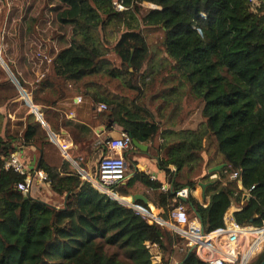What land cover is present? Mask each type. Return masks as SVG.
Masks as SVG:
<instances>
[{"label": "trees", "instance_id": "trees-1", "mask_svg": "<svg viewBox=\"0 0 264 264\" xmlns=\"http://www.w3.org/2000/svg\"><path fill=\"white\" fill-rule=\"evenodd\" d=\"M123 4L126 9L118 10L114 0H38L27 18V33L37 31L43 17L58 31L59 51L48 76L83 81L85 85L93 82L86 91L94 100L107 104L108 118L138 141H155L160 132V122L147 107L149 95L144 93L152 84L145 79L139 83L135 77L144 67L155 70L150 68V47L143 26L163 28V48L171 60L166 69L171 83L152 95V101L164 96L159 108L172 104L173 112L184 108V98L200 102L197 107L202 119L196 129L167 130L161 133L163 143L156 145L161 156L159 166L172 187L161 191L159 180L138 173L126 188L116 186L114 193L133 194L136 182L142 183L155 190L154 204L164 209V219L182 202L189 216L195 213L207 231L225 226V214L235 199L242 204L234 212L238 223L262 225L264 9L253 8L249 0H123ZM24 7V0L23 7L12 4L4 24L0 23L1 36L8 38L6 30L21 17ZM115 34L118 38L110 50L118 56L117 64L104 48ZM160 68L156 71L164 76ZM101 74L121 78L123 87L138 91L142 103L133 99L130 106L123 94L109 96L90 78ZM49 83V79L43 81L35 92ZM4 120L0 108V264H159L154 262L147 242L160 246L162 264H175L173 257H178L180 264H206L179 233L158 220L151 223L144 213L87 181L75 185L74 176H62L61 170L43 158L38 167L47 173L45 181L62 201L57 204L32 195L25 199L24 191L17 187L23 178L13 168L7 169L6 162L18 150L14 145L18 137L42 146L50 134L34 113L29 115L22 136L5 135ZM205 140L209 142L207 148ZM211 146L214 154L206 160L203 153H209ZM213 155L219 159L212 163ZM224 162L230 167L218 171L216 178L210 174L201 178L209 183L206 207L192 193L185 199L177 197L186 182L200 180L189 177H199L203 169ZM129 167L132 170L134 163ZM234 170L239 176L230 178ZM137 202L146 205L143 200ZM178 242H182L183 252L174 247ZM263 259L264 253L250 264H261Z\"/></svg>", "mask_w": 264, "mask_h": 264}, {"label": "crops", "instance_id": "crops-1", "mask_svg": "<svg viewBox=\"0 0 264 264\" xmlns=\"http://www.w3.org/2000/svg\"><path fill=\"white\" fill-rule=\"evenodd\" d=\"M26 2V8L21 17L14 20L6 30L11 45L6 56L8 61L14 65L18 77L14 75L13 71L12 74L9 72L7 64L2 59L0 77L7 70L10 74L9 78L11 77L10 84L0 86V108L3 109L4 107L5 109L3 112L5 115L3 133L5 135L17 133L18 136H22L31 113H34L41 120L50 134L48 142L39 146L35 142L27 143L18 137L14 145L18 147L17 152H19L21 159L27 163L29 175L32 178L31 195L41 199H45L44 195H46L49 197L47 200H55L52 188L45 180L41 179V174L45 171L38 167L40 160L43 158L49 166L61 170L62 176H74L75 185L83 181L89 182L88 174L94 172L102 157L110 153L108 141L120 137L123 128L108 118L110 107L102 109L100 107L102 102L94 100L93 96L86 91V86L93 82H88L85 85L83 81L75 82L54 75L48 76L52 60L59 51L57 45L58 31L51 25L50 21L41 19L37 23V31L27 33V18L38 0H26ZM10 3V0H0L1 7L10 6ZM257 8L264 9V2H261ZM18 78L23 80L24 86ZM48 79L50 83L46 84L40 92H35L40 87L39 85ZM122 88L125 92L122 93L126 97L125 103L130 105L133 99H136V102H141L137 98V91ZM119 91L122 92L121 89ZM144 91L149 95L147 107L155 114L156 120L160 122V132L155 141H139L146 145L145 148L133 143L129 149L123 152L128 163V169L130 168V174L125 182L118 185V189L122 186L126 188L129 180L138 173L149 175L152 180H159L162 184H169L172 187L166 172L159 166L161 156L158 155L156 145L164 141L161 133L167 130L196 129L201 123L200 108L197 107L195 111L193 108H187L189 102H193V100H186L185 98L184 108L180 110L177 108V112H173L174 107L170 109V105H165L163 110L159 108V104L156 103L157 100L152 101V95L159 94L161 89L156 88L153 93ZM186 101H188L187 104ZM166 107L168 109H165ZM130 163H134L132 170L129 167ZM32 165L33 168H31ZM206 174L210 173L206 172ZM199 175L201 176V173ZM189 178L193 180L196 176ZM200 182L201 180L198 183L188 181L185 187H188L190 193L202 202L203 207H206L205 191H203ZM136 185L133 186V188L137 187L133 194L124 196L117 194L118 200L147 215L151 223L155 220L162 222L170 230L187 239L193 247L189 235L181 231L182 226L177 224L170 212L168 219L162 217L164 209L154 204L155 190L139 182H136ZM135 194L144 195L147 201L140 200H143L146 205L138 203L139 198H134ZM241 207L242 204L233 199L229 211L234 213ZM189 219L194 221L199 218L195 213H191ZM174 247L179 248L181 252L184 251L183 245L175 243ZM151 249L159 263L161 260L160 246L156 243V245L151 246ZM174 261L175 264H180L178 257H175Z\"/></svg>", "mask_w": 264, "mask_h": 264}, {"label": "built area", "instance_id": "built-area-1", "mask_svg": "<svg viewBox=\"0 0 264 264\" xmlns=\"http://www.w3.org/2000/svg\"><path fill=\"white\" fill-rule=\"evenodd\" d=\"M253 8L260 6L264 0H249ZM118 10L126 9L123 0H114ZM1 13V9H0ZM1 57V53H0ZM102 109H107L105 103H101ZM133 144V138L128 131L121 132L120 137L108 141L110 153L102 157L97 169L88 174L90 184L100 192L113 194L114 188L128 179V163L123 152ZM6 168H13L23 178L17 183L22 191H30L32 178L29 175L27 163L24 162L19 152L14 153L6 162ZM230 167V165H228ZM171 170H175L173 165ZM211 178L218 176L210 173ZM238 171L231 172V178H237ZM47 173L41 174V179L46 180ZM242 186V181H239ZM253 185L251 188L253 189ZM169 184H162L161 189L168 191ZM188 187L177 191V197L185 199L189 196ZM171 217L177 224L182 226L181 231L189 235L193 247L206 264H250L257 257L264 253V222L262 225H242L235 219L234 213L227 211L225 214V226L214 231H207L205 224L200 219L191 221L186 206L180 202L170 212ZM156 243L147 242L151 248Z\"/></svg>", "mask_w": 264, "mask_h": 264}, {"label": "rangeland", "instance_id": "rangeland-1", "mask_svg": "<svg viewBox=\"0 0 264 264\" xmlns=\"http://www.w3.org/2000/svg\"><path fill=\"white\" fill-rule=\"evenodd\" d=\"M10 1H11L10 6L1 7V5H0V9H1L0 23L3 22V24H4V18H6L7 12L10 11V9L12 7V4L14 6H20V7L22 6L23 7V0L22 1L21 0H10ZM24 1H25V7H24V10H25L27 2H26V0H24ZM144 5L150 6V7H155L154 4H151V3H148V2H145ZM41 19H47V18L43 17ZM142 31H143V34L146 36V39L148 40L149 47H150V55H151V57H150L151 67L150 68L152 70L155 68V70L154 71H149V68L145 70V67H144L137 74H135V77H136V80L139 83H142L143 79H145L148 82H151L150 85L151 84L152 85H151L150 89L149 88H145V90H147L148 92L151 91L153 93L154 89H156V88L161 89V87H167V86L170 85L171 81H170V77H169L170 75L168 73L169 70L166 71V69L169 68L167 66H169V65L171 66V60L167 57L166 52H165V50L163 48V39H164V36H165V32H164L163 28L161 26H159V27H146V26H143L142 27ZM8 38H6V37L4 38V36L2 35L1 39H0L1 40V42H0V52H2V57H0V66H1V60L3 59L4 62L8 66L9 72L12 74V70H11L10 65H12L13 67H14V65L12 64V62L8 61V57L6 56L7 51L10 50V46H11ZM117 38H118V36L116 34L114 35V37L109 38L110 39V44L107 47H104L105 49H107V56L115 64L119 63L120 61H119L118 56L113 51H111L110 48H113V46H114V44L116 42L115 40ZM9 63H10V65H9ZM160 67H162V68H160ZM159 68L162 69L163 71H165L163 73L164 76H160L159 72L157 73L156 70L159 69ZM131 70H133L132 67H131ZM7 71H6V73L4 71L3 75L0 77V84L7 85V84L11 83V77L9 78L10 74H8ZM151 73H152L153 79L150 78L151 77ZM90 78L98 81L102 85V89L104 90V92L109 94V96H111V97L112 96H116L118 94H119L118 96H120V94H122V93L124 94L125 93L124 89L122 88L123 87L122 80L119 77L118 78L114 77V78L110 79L109 76H106L105 74H101V75L91 76ZM159 82H161V84H158ZM2 86H4V85H2ZM119 89H121L122 92H120ZM137 94H139V93H137ZM143 97H144V95H143ZM161 98L163 99L165 97L162 96ZM162 99H160V98L157 99L156 103L157 104L161 103ZM186 100H190V99L187 98ZM184 102H185V98L183 100V103ZM187 103H188V101H186V104ZM198 104H200L199 101L193 100V102H189V106L187 108L188 109L193 108V110L195 111L197 109V105ZM169 105H170V109H171L172 108V104H169ZM107 108H108V106H107ZM162 109L164 110L163 107H162ZM165 109H168V108L166 107ZM1 110H2V112H5L4 107ZM178 116H176V117H178ZM180 116H181V114H180ZM201 119H202V117H201ZM208 144H209V142L205 140L204 141L205 148H207ZM210 148L211 149H209V153H206V152L203 153V155H204L206 160H208L209 157H211V155L214 154V147L211 146ZM218 159H219L218 156L213 155L212 163L217 161ZM211 167H213V166H211ZM211 167L203 169L200 172L201 176L199 175V177H198V175H197L196 177L200 178V180H201V178L203 176L202 174L207 172ZM114 194L117 195L116 193H114ZM53 196L55 197V200H52V199L47 200L49 197L46 196V195H44V198H45V200H47L49 202L57 203V204H59L60 201H62V197L61 196L57 197L55 194H53ZM181 243L182 242H178L179 245H181ZM178 251L181 252L179 250V248H178ZM160 252H161V260L159 261V264L162 263V256H163V251H162L161 248H160ZM167 254H168V252L166 253V255ZM174 258L175 257H173V262L175 263ZM155 260H156V258L154 257V262L158 263V261L157 260L155 261ZM178 262H179V260H178Z\"/></svg>", "mask_w": 264, "mask_h": 264}, {"label": "water", "instance_id": "water-1", "mask_svg": "<svg viewBox=\"0 0 264 264\" xmlns=\"http://www.w3.org/2000/svg\"><path fill=\"white\" fill-rule=\"evenodd\" d=\"M129 65H130V66L132 65L131 60H130V62H129ZM133 143H134L135 145L139 146V147H144V148L146 147V145L140 143V142H139L137 139H135V138H133ZM227 165H228V164H227L226 162L221 163V164H217V165L211 167V168L207 171V173H216V172L220 171L222 168L226 167ZM31 168H33V165L31 166ZM205 174H206V172L203 173L202 175L204 176ZM208 184H209L208 182H202V181L200 182V185H201L203 191H205V188L207 187ZM24 196H25V199L29 198V197L31 196V192H30V191H24ZM111 196L114 197V198H117V199H118V196L115 195L114 193L111 194ZM134 198H139V199H144V200H146V198H145L144 195H142V194H135V195H134ZM146 201H147V200H146ZM201 221H202V220H201ZM202 222H203V221H202ZM203 224H204V222H203ZM261 264H264V259L262 260Z\"/></svg>", "mask_w": 264, "mask_h": 264}, {"label": "bare ground", "instance_id": "bare-ground-1", "mask_svg": "<svg viewBox=\"0 0 264 264\" xmlns=\"http://www.w3.org/2000/svg\"><path fill=\"white\" fill-rule=\"evenodd\" d=\"M140 209V208H139Z\"/></svg>", "mask_w": 264, "mask_h": 264}]
</instances>
